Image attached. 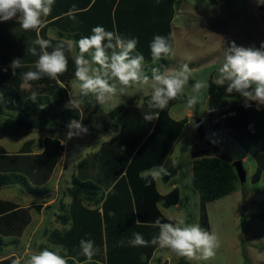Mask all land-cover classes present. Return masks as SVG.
I'll list each match as a JSON object with an SVG mask.
<instances>
[{
  "label": "rangeland",
  "instance_id": "rangeland-1",
  "mask_svg": "<svg viewBox=\"0 0 264 264\" xmlns=\"http://www.w3.org/2000/svg\"><path fill=\"white\" fill-rule=\"evenodd\" d=\"M99 1L101 0L97 1L91 11L76 15V19L80 22L77 31L80 37L91 35V29L97 25L103 26L108 31L117 32V28L114 26L115 18L110 17L114 0H102V4ZM89 2L90 0H57L52 6L51 14L71 9L73 5L77 9L83 8ZM102 5L104 9L100 8V6L103 8ZM173 15L168 38L174 55L170 59H166L163 68L164 70L178 68L181 64L188 63L193 73L182 94L183 101L171 105L166 113V118L170 121H167L165 126L168 127V124L172 126L175 124L173 122H176L180 128H172L174 131H178V135L175 137L171 153L167 157V164L164 163L169 174L155 181L156 189L163 195L177 188L178 203L166 207L161 200L158 206L167 218L175 221L177 218H183L186 223L199 224L201 193L193 187L192 159L199 156H216L226 160L232 166L236 160H241L246 172L245 183L241 184L240 181H237L234 191L222 198L208 202L205 208L209 217V232H214L220 241V247L216 250L215 257L210 260H188L187 258L185 260L189 264H264V170L261 171L259 180L255 181L254 173L257 170L258 162L255 156L250 154L247 139L239 140L232 134L211 127L209 111H204L206 107H209L207 93L203 97L201 105H196L191 109L186 108L187 98L191 95V87L197 79L206 77L207 80L215 81L219 67L217 61L225 46L234 41L238 46L259 48L261 42H264V0H180L173 9ZM67 20L71 19L67 17ZM49 21V16L44 18V26L39 29L38 33L36 30L23 31L18 23L13 25L14 27L9 24L12 28L7 33L11 36L12 41V46L9 49L12 48L13 56L15 54L16 58L21 59L22 67L16 70L15 76H11L14 83L9 85L10 89H5L2 82L0 84V94L3 95V98L0 99V125L4 128L0 129V151L7 154H16L21 151L30 155L43 153L49 155L53 164L49 178L44 184L35 186L26 179L25 183L31 189L39 190L37 194L26 193L17 184L0 189V202L17 209L19 219H15V224L23 225L20 229L16 226V231L12 235H0V264H3L2 261L5 259L9 260V264H13V261L17 259L23 262L25 258L41 251V245L51 249L59 248L60 255L65 259L73 256L74 262L67 261V264L83 263L78 261L77 254L70 255L71 250L69 251L57 241L62 233L66 235L67 232H64L70 228V204L73 202L71 176L76 175L77 165L82 159L91 162L99 157L101 155L100 148L104 142L112 139L120 130L121 124L118 121V115L126 107L121 108L120 105L123 104H120L117 109L121 108V111L115 116L112 114L115 113L114 109L116 108H111L110 104H118L120 99L123 101L130 99L126 100L129 104L125 105L137 107V102L141 99L145 102V99L150 98V89L138 91L135 86L129 89L131 97L120 98L117 95L110 104L104 105L103 108L99 104H95V98L92 97L93 99L86 103L83 109V117L74 110L78 116L77 120H82V124L89 129L88 134L67 140L68 129L60 114L67 109L65 105L69 100L71 81L74 79V58L78 49L69 54L66 51L68 62L70 61L68 70L57 80L45 77L31 81L29 85H23L22 80V74L31 71L27 66L35 64L38 59V56H33L26 51L33 46L32 42L37 38V35L51 41L53 46L57 44L55 41H63L65 44L77 41L73 31L59 34L57 26H49ZM8 22L10 21L0 23V33L3 32V26ZM2 43L3 37H0V51H3ZM37 51L39 53V48ZM47 51H52V48ZM33 58L35 60H31ZM12 60L10 58V61ZM0 61H2L1 56ZM154 65L152 59L144 58L146 73L151 72ZM8 71L12 74L11 69ZM16 79L19 81L16 82ZM32 92L37 93V104L41 101L43 105H47L48 102L42 99L47 97L53 105L45 118L47 124L35 130L15 134L9 129L12 124L11 120H16L22 115L25 120L31 119L25 104L27 100H31ZM45 108L47 109V107ZM197 118L201 119L202 137L198 135ZM73 119L75 118L70 120ZM105 124L108 125V130L104 129ZM153 124L154 122H152ZM47 139H56L63 147L62 152L58 154V150L54 146L46 143ZM29 142L31 143L28 144ZM55 155L57 158H53ZM93 174L97 175V172ZM113 183L112 178L98 183V186L103 188H99L97 191L96 196L101 198L98 203L93 200L86 201L84 195L81 194L78 199L74 200V205L84 210L96 211V208L101 209L106 199L112 210L108 212L111 222H108L107 226L105 225V234L107 228L114 226L117 234L120 231L124 235L119 237L120 240L127 241L132 238L133 233H140L146 241H151L156 235L150 236V238L146 237L142 234L143 230H139L134 225L135 215L131 210V201L125 194L126 189L115 188L110 195L108 194ZM121 186L123 185L118 187ZM35 205H40V207L36 208ZM242 210H244L245 216L244 226H242L241 219ZM62 215L68 219L65 224L61 220ZM188 216L191 217L189 221L187 220ZM76 244L75 242L74 246ZM151 247L152 245L149 244L135 248L147 249L146 253L150 255L153 249ZM74 250L77 253L81 251L80 247L78 249L74 247ZM102 253L103 256L100 251V255L104 258V249ZM146 253L139 254V264H146ZM127 256L134 258V253H129ZM151 258L148 260V264H180V257L166 249H159L158 246L152 251ZM128 261L130 260L124 259L125 264Z\"/></svg>",
  "mask_w": 264,
  "mask_h": 264
},
{
  "label": "trees",
  "instance_id": "trees-1",
  "mask_svg": "<svg viewBox=\"0 0 264 264\" xmlns=\"http://www.w3.org/2000/svg\"><path fill=\"white\" fill-rule=\"evenodd\" d=\"M97 1L90 0L86 6L78 8L79 11L77 14L91 11ZM156 1L114 0L112 3L110 17L115 18L114 26L117 28V33L126 38L138 39V44L133 55L138 53L139 55L145 56L144 58L151 59L149 44L153 40V37L155 35L169 36L170 23L174 16L173 9L180 0ZM99 2L102 4V0ZM100 8L104 9V6L103 8L100 6ZM69 10L64 9L59 13L50 14L48 24L49 26L56 25L59 29V34L73 31L74 37L78 40L81 38L77 32L80 22L77 19L76 22L67 20L65 14ZM9 24H12V27H14L13 25L17 24V22H8L3 26V32L0 33V37H3L2 44L4 45L3 51H0V56L2 57V61H0V84L2 82V86L5 89H10L11 86L9 85L14 82L11 78L12 74L9 71H4V69H11L9 67L11 63L10 58H16L15 54L13 56L12 48L9 49L12 46L11 36L7 34L12 28ZM6 27L8 29H5ZM55 42L59 43L58 41ZM31 60H35V58ZM166 61V59H162L154 66L163 71V66ZM27 68L35 71V64L32 63ZM146 74L150 76L151 72H147ZM18 81L16 79V82ZM208 83V106L214 109V111L209 112V123L211 127L215 130L232 134L239 140L247 139L250 154L255 156L258 162L257 170L254 173V180L258 181L261 171L264 170V107H261L258 111L256 110L255 103H253L252 107L245 108L239 93L227 94L225 91L227 85L219 86L212 79H209ZM42 99L48 102L46 105L47 109L45 107L43 109L39 107V104H42L41 101L37 104L33 103L32 100H27L25 107L28 109L31 119L25 120L23 115L19 116L16 120H11L12 124L9 129L15 134H21L45 126L47 124L45 118L48 110L52 109L53 105L47 97ZM92 99V96L88 97L86 103H89ZM148 99H145L146 101L140 107L126 106L125 104H129L128 101L130 99H126L128 101L125 100V103L120 105L121 108L123 106L126 107L118 115V121L121 124L120 130L112 139L104 142L100 148L101 155L99 157L91 162L87 159H82L80 161L81 163H78L77 173L71 176L70 182L73 202L82 194L86 201L93 200V202L98 203L101 198L96 196L97 191L99 188L103 189L98 186V183L112 178L114 183L109 189L108 194L110 195L115 188L126 189L125 194L131 201V210L135 215V220L139 221L138 223L135 221L134 225L139 230H143L144 233L142 234L150 238V236L158 235L159 233V229L153 226L156 219H160L162 223L175 222L174 219L167 218L161 212L158 203L162 200V204L166 207L178 203V190L174 188L171 192L163 195L156 189L155 181L152 182L151 186L146 187L145 180L141 179L138 174L142 171L159 167L160 165L165 166L164 163H166L167 157L171 153L174 139L178 135V131H174L172 128H180L176 122H173L175 124L172 126L169 124L168 127L165 126V123L168 121L166 113L168 112V108L181 101L183 96L180 95L176 99L171 100L168 106L162 111L156 110L159 111V118L152 121L154 122L153 125L152 122H147L143 119L144 113L148 111ZM121 108L114 109L115 113L112 115L116 116L121 111ZM60 117L63 119L65 125H67L71 118H78L76 111L71 109H65L60 114ZM0 129L3 130L4 128L0 125ZM104 129L108 130V125L105 124ZM46 143L54 146L58 150V154L62 152L63 147L56 139H47ZM155 146H161V148H154ZM53 158H57L56 155ZM52 164L53 160L49 158V155L47 156L43 153L30 155L25 151H21L16 154H7L0 151V189L17 184L26 193L37 194L39 190L31 189L25 183L26 179L31 181L35 186L44 184L49 178ZM191 171L193 187L201 193L199 203L201 216L199 225L209 231V217L205 209L207 203L222 198L234 191L236 189L235 183L239 180L234 166L216 156L194 157L191 162ZM96 172L97 175L93 174ZM119 185L123 186L118 187ZM73 202L70 204V228L64 232H67L66 235L62 233L57 240L69 249V251L71 250L69 252L70 255L77 254L78 261L83 262L81 264H86V257L81 254V251L77 253L74 247L79 248V241L81 239H90L94 241V246L95 248L97 247L98 252L93 256L92 261L87 264H125L124 259L130 260L126 264H139V254L146 253L147 249L131 247L127 243L122 247H118L117 242L120 241L119 237L123 233L118 231L117 234L114 226L107 228L106 234L109 235L105 234V225L107 226V223L111 222L108 212L112 210L106 199L100 211L98 208H96V211L84 210L74 205L75 203ZM35 206L36 208L40 207V205ZM18 216L19 212L17 209L0 202V235H12L16 231V226H18V229L22 228L23 225L21 223L19 225L15 224V219H19ZM188 217L187 220L189 221L191 217ZM244 218V210H242V226L245 225ZM61 220L63 224L68 221L65 215L61 216ZM52 240L55 241L53 238ZM75 242L77 244L74 246ZM156 247L152 245L151 248L153 249L150 255L146 253V264H148L151 253ZM45 248L48 247L45 245L40 246L41 251ZM48 249L54 250L51 248ZM101 249L105 250L104 258L102 257L103 253ZM100 251L102 256L100 255ZM129 253H134V258L131 256L128 257L127 255ZM179 259L180 264H189L185 258L180 257ZM66 260L71 263L74 262L73 256ZM2 262L3 264H9L8 259Z\"/></svg>",
  "mask_w": 264,
  "mask_h": 264
},
{
  "label": "clouds",
  "instance_id": "clouds-1",
  "mask_svg": "<svg viewBox=\"0 0 264 264\" xmlns=\"http://www.w3.org/2000/svg\"><path fill=\"white\" fill-rule=\"evenodd\" d=\"M54 3L55 0H0V22L15 19L23 31L36 30L38 33L44 26V18L51 14ZM78 11L73 5L65 15L76 22ZM32 44L33 46L26 51L38 56V59L35 62V71L22 74L23 85H29L31 81L45 77L57 80L68 70L66 51L70 53L78 49L74 58V79L71 81L69 100L65 107L78 111L81 117L88 97H94L95 104L103 108L117 95L120 98L131 97L129 89L135 86L138 91L146 88L151 90L150 98L147 100L148 111L144 113L143 119L147 122L155 121L159 118V111L156 110L162 111L171 100L182 95L193 73L189 64L183 63L178 68L164 71L153 67L149 76L144 69L143 55H133L138 39L126 38L100 25L91 29V35L67 44L61 41L53 46L51 41L40 38L39 35ZM49 48H52V51H47ZM149 48L153 64L162 59H170L174 55L169 38L165 36L155 35ZM217 62L219 67L214 82L219 86L226 84L227 94L239 93L245 108H250L255 103L256 110L259 111L261 106H264V42L256 48L238 46L232 41L223 48ZM9 67L15 76L16 70L22 67L21 59L14 58ZM208 88L206 77L197 79L191 87L186 108L201 105ZM2 98L3 95L0 94V99ZM30 98L36 103L37 93L32 92ZM123 103L125 101L120 99L118 104H110V107L117 108ZM142 103L144 101L141 99L137 102V107ZM39 107L43 109L46 105L40 104ZM204 111L211 112L214 109L206 107ZM66 127L67 140L89 132L82 124V120H70ZM168 174L167 169L160 165L141 172L140 177L145 180V186L149 187L153 181L160 180ZM153 226L159 229V233L151 241H146L140 233H133L132 238L118 241L117 246L122 247L125 243L131 247L151 244L188 260H210L215 257L216 250L220 247V241L214 232L203 229L199 224L186 223L183 218H177L174 223H162L160 219H156ZM79 247L87 262H91L98 252L94 241L90 239H81ZM60 251L59 248L54 250L45 248L25 258L23 262L19 259L14 260L13 264H67Z\"/></svg>",
  "mask_w": 264,
  "mask_h": 264
},
{
  "label": "water",
  "instance_id": "water-1",
  "mask_svg": "<svg viewBox=\"0 0 264 264\" xmlns=\"http://www.w3.org/2000/svg\"><path fill=\"white\" fill-rule=\"evenodd\" d=\"M197 129H198L199 137H202L203 136V130H202V124H201L200 118H197ZM234 168H235L238 180L240 181L241 184H244L245 180H246V172L243 169L241 160H236L234 162Z\"/></svg>",
  "mask_w": 264,
  "mask_h": 264
},
{
  "label": "crops",
  "instance_id": "crops-1",
  "mask_svg": "<svg viewBox=\"0 0 264 264\" xmlns=\"http://www.w3.org/2000/svg\"><path fill=\"white\" fill-rule=\"evenodd\" d=\"M12 21H14V22H16V20L15 19H13ZM100 211V210H99ZM163 213V212H162ZM150 259H152L151 257H150Z\"/></svg>",
  "mask_w": 264,
  "mask_h": 264
}]
</instances>
